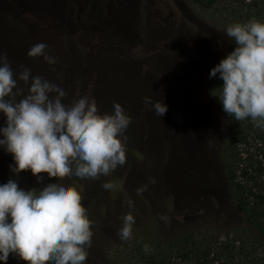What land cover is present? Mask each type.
Here are the masks:
<instances>
[{
  "label": "rangeland",
  "instance_id": "rangeland-1",
  "mask_svg": "<svg viewBox=\"0 0 264 264\" xmlns=\"http://www.w3.org/2000/svg\"><path fill=\"white\" fill-rule=\"evenodd\" d=\"M234 22L189 0H0V53L40 62L26 53L43 42L50 56L69 61L39 74L72 87L66 99L83 84L101 113L115 101L131 117L123 166L96 179L42 174L43 182L64 180L81 195L92 221L84 264H143L128 256L137 244L148 245L144 261L155 255L154 261L194 264L193 256L162 250L187 234L228 243L231 252L215 264H264V233L244 219L224 177L219 147L229 124L208 89L210 68L235 46L224 33ZM146 96L167 106L163 116L144 103ZM10 163L0 149V183L13 178ZM15 179L24 189L42 183L30 171ZM105 181L111 189L101 187ZM126 213L134 223L121 240ZM6 264L29 261L10 253Z\"/></svg>",
  "mask_w": 264,
  "mask_h": 264
},
{
  "label": "clouds",
  "instance_id": "clouds-1",
  "mask_svg": "<svg viewBox=\"0 0 264 264\" xmlns=\"http://www.w3.org/2000/svg\"><path fill=\"white\" fill-rule=\"evenodd\" d=\"M224 33L235 46L209 70V78L222 81L215 97L228 116L250 118L264 129V22H234ZM46 48L37 42L26 55L54 64ZM18 69L14 72L7 54L0 53V149L11 155L13 177L0 183V264L10 253L29 264H84L92 221L81 195L64 180L43 182L42 174L50 170L49 175L96 179L123 166L131 117L115 101L111 112L101 113L87 92L66 99V87L22 65ZM143 100L160 117L167 110L160 99ZM22 171H30L40 187H18L15 177ZM101 187L112 184L105 181ZM133 223L131 213L122 216L121 240L131 236Z\"/></svg>",
  "mask_w": 264,
  "mask_h": 264
},
{
  "label": "trees",
  "instance_id": "trees-1",
  "mask_svg": "<svg viewBox=\"0 0 264 264\" xmlns=\"http://www.w3.org/2000/svg\"><path fill=\"white\" fill-rule=\"evenodd\" d=\"M189 1L201 11L207 12L216 9L223 17L225 16L227 19L230 18L236 22H245L250 18H255L259 21L264 20V0ZM55 55L56 62L54 64H48L44 60L39 62L31 59L21 62L16 54L8 61L16 70L18 66L22 65L30 69L33 75L41 73L46 75L47 69H51V67L54 70L55 68L60 69L68 61L63 58L64 55ZM58 81L53 82L57 83ZM221 83L222 81L215 77L210 78L209 81L208 89L217 101L218 99L215 96L218 95V90L214 88L219 87ZM78 87L79 89L82 88L80 93L86 88L83 84ZM66 88L69 92L73 90L72 87L67 86ZM106 89L103 87L99 91H106ZM108 92L110 93L109 89L105 93ZM226 116L229 130L224 135L219 147V158L224 177L228 189L244 219L256 230L264 233V129L254 126V122L250 118L238 121L227 114ZM165 248L177 251L182 257L190 258L193 256L195 258L194 264H215L221 258V254H229L231 252V248L228 247V243L225 241H219L216 238L213 243H209L206 238H194L191 234L167 244L162 250ZM211 250L214 252L215 257H209ZM128 256H130L132 262L171 264L165 261H154L155 255L144 261L143 258L146 254L142 245L139 244L135 246L134 252Z\"/></svg>",
  "mask_w": 264,
  "mask_h": 264
}]
</instances>
